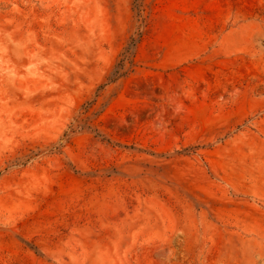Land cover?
Segmentation results:
<instances>
[{
  "label": "rangeland",
  "instance_id": "rangeland-1",
  "mask_svg": "<svg viewBox=\"0 0 264 264\" xmlns=\"http://www.w3.org/2000/svg\"><path fill=\"white\" fill-rule=\"evenodd\" d=\"M0 264H264V0H0Z\"/></svg>",
  "mask_w": 264,
  "mask_h": 264
},
{
  "label": "trees",
  "instance_id": "trees-1",
  "mask_svg": "<svg viewBox=\"0 0 264 264\" xmlns=\"http://www.w3.org/2000/svg\"><path fill=\"white\" fill-rule=\"evenodd\" d=\"M139 7L140 5L138 3L139 14L141 15V9ZM136 41V38H132L125 51L122 53V58L120 59V62L114 70L113 75L109 78L111 81L124 74L126 64L130 63L131 57L134 56V52L132 51V49L135 46Z\"/></svg>",
  "mask_w": 264,
  "mask_h": 264
}]
</instances>
